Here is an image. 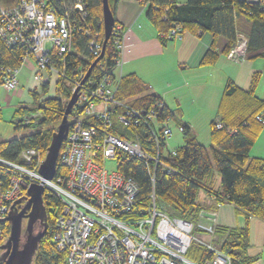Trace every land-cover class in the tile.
I'll use <instances>...</instances> for the list:
<instances>
[{
    "label": "built area",
    "instance_id": "built-area-1",
    "mask_svg": "<svg viewBox=\"0 0 264 264\" xmlns=\"http://www.w3.org/2000/svg\"><path fill=\"white\" fill-rule=\"evenodd\" d=\"M88 15L85 0H19L9 8H0V38L6 46L25 49L20 66L0 67V85L7 90L17 88V75L27 60L35 61L32 77L40 87L53 76L65 77L66 56L72 50L76 32L87 35L88 53L98 58L103 32L86 23ZM181 32L180 24L174 23L159 37L172 40L180 38ZM126 33L120 23L114 25L110 39L116 52L115 66L98 82L92 84L90 73L88 80L81 84L88 67L82 64L78 69L71 93L79 87L73 109L81 108L82 114L73 121L70 119L69 133L57 160L60 171L56 169L52 179L38 172L45 156L40 148L23 149L20 161L0 156V219L8 215L12 203L25 195L29 184L40 183L45 192L60 199L53 238L56 247L65 252L66 264H199L187 258L193 241L214 253V258L203 264H233L227 254L213 246L218 225L215 210L201 208L197 224L171 217L161 208L152 188L146 214L135 213L141 198L140 186L120 170V157H137L148 167L158 165L167 171L170 168L163 158L167 151L175 153L176 150L160 147L161 140L167 145L173 132L169 119L158 121L156 109H136L115 95L123 76L121 70L117 71L124 64ZM238 36L236 45L226 54L237 63L246 58L247 52L245 35ZM101 60L93 70L104 69ZM158 104L164 106L163 102ZM114 118L130 128L142 120L150 128L149 135L142 136L143 141L138 136H128L122 129L121 137L113 132ZM257 118L264 124L263 117ZM40 119L42 113L35 109L25 116L24 125L36 126ZM108 160L116 161L111 170L106 168ZM149 175L154 185V171H149ZM3 223L0 222V245L6 239ZM194 229L208 234L210 240L195 236Z\"/></svg>",
    "mask_w": 264,
    "mask_h": 264
},
{
    "label": "trees",
    "instance_id": "trees-1",
    "mask_svg": "<svg viewBox=\"0 0 264 264\" xmlns=\"http://www.w3.org/2000/svg\"><path fill=\"white\" fill-rule=\"evenodd\" d=\"M85 1L89 11L86 23L103 32L102 0ZM119 1L109 0L114 17ZM143 2L149 5L147 18L158 30V38L163 43H166L167 39L160 38L159 34L168 32L174 23L182 27L181 34L183 32L210 34L212 40L201 58L202 66L216 64L218 57L222 54L226 55L236 44L239 33L245 35L247 40L245 57L264 60V0H259L257 3L249 0H187L181 5L176 0H143ZM102 41L103 37L100 38V42ZM87 42V35L78 32L73 35L72 50L66 56L65 65L68 66L65 77L58 78L55 83L56 95L46 97L38 108H35L42 113V119L36 126L41 125L42 128L15 138L0 140V156L12 161H20V152L27 147L40 148L43 154L46 153L54 128L63 116L65 109L63 104L70 98L78 69L82 64L89 68L96 59L88 53ZM105 52L101 60L104 69L95 68L91 72L92 84L98 82L115 66L116 52L112 39H109ZM24 53V47L6 46L0 38V67L20 66ZM59 65L63 66L62 63ZM259 77L260 73H254L248 88L241 87L233 79L226 82L216 117L210 121L209 146L199 141L190 124L183 125L184 144L177 147L175 153L167 151V155L163 158L164 164L170 170L166 171L158 165L155 168L153 164L148 167L137 157H120L122 160L120 170L136 180L140 186L141 198L135 213L146 214L149 205L148 196L152 188L156 192L161 208L168 215L193 223L198 221V212L203 208L198 199L201 188L219 204L226 201L234 204L245 218L244 226L218 225L214 235L222 241L219 251L227 254L233 264H251L260 256V253L251 254L250 250L254 246L251 240V219L257 217L264 221V158L250 155L254 142L264 128V124L257 118H264V98L256 94ZM48 85L46 83L41 87L42 90H48ZM31 93L33 99L38 98L36 90ZM115 95L136 109H156L159 115L158 121L171 120L174 115L160 95L150 92L149 86L141 83L134 75L122 76ZM160 102H163V107L159 106ZM27 109L35 112L32 107L23 106L18 108L15 114L28 115ZM81 110L74 108L69 119L73 121L74 117H79L82 114ZM1 113L0 111V116ZM24 118L15 122V129L36 127L31 124L24 125ZM219 123L221 127L218 128ZM114 124L116 125L113 132L121 137L124 134L120 133L123 129L128 136H138L144 141L145 138L142 136L146 137L150 132V128L142 120L131 128L119 124L116 119ZM160 147L161 150L166 149L162 140ZM215 169L219 173L218 176H221V181L216 187L213 177ZM59 171L60 164L57 165V172ZM149 171L155 173L154 185ZM44 195L48 229L41 239L32 264H66L65 252L56 247L53 238L56 231L55 221L61 209L60 199L53 193L45 192ZM3 226L7 237L10 230L9 223L5 222ZM194 231L195 234L201 233L197 229ZM187 258L192 262L203 264L204 261L212 260L214 253L205 245L193 241L187 251Z\"/></svg>",
    "mask_w": 264,
    "mask_h": 264
},
{
    "label": "crops",
    "instance_id": "crops-1",
    "mask_svg": "<svg viewBox=\"0 0 264 264\" xmlns=\"http://www.w3.org/2000/svg\"><path fill=\"white\" fill-rule=\"evenodd\" d=\"M10 1L11 4L3 8H9L17 2V0ZM176 1L180 5L187 2V0ZM116 9L115 20L127 30L124 65L121 73L123 76L134 75L141 83L148 85L149 91L160 95L163 102L173 111L174 115L171 119L176 127L167 141L168 150H176L184 144V133L180 130L184 124H190L193 130L192 117L189 114H194L195 118L208 117L213 114H215L214 118L216 117L223 87L229 79H233L243 88H248L252 75L257 72L260 73L259 78L264 83L263 59L251 61L245 58L236 63L228 58L227 60L222 59L220 55L216 64L202 66L200 65L201 58L211 43L208 42L206 33L183 32L180 38L166 40V43H163L158 38V30L147 18L149 10L147 2L120 0ZM23 66L33 73L34 60H27ZM258 85L256 94L264 98V88L261 87L264 84L258 83ZM186 97L189 99L184 100ZM200 98H203V105L197 101ZM254 143L250 150L251 157L264 158V128ZM200 199L203 208L216 211L218 225L244 226L245 218L234 204L227 201L219 204L206 192L201 195ZM240 216L243 219H240ZM250 229L254 245L250 249L251 254L260 253L257 261L251 264H264V221L252 217ZM257 229H260L259 234L262 235L260 242H256L254 238ZM200 234L210 238L203 231ZM257 245L261 249L256 253Z\"/></svg>",
    "mask_w": 264,
    "mask_h": 264
},
{
    "label": "water",
    "instance_id": "water-1",
    "mask_svg": "<svg viewBox=\"0 0 264 264\" xmlns=\"http://www.w3.org/2000/svg\"><path fill=\"white\" fill-rule=\"evenodd\" d=\"M101 10L103 20L101 54L91 63L81 84L88 80L93 68L104 57L116 22L112 9H110L109 0H102ZM78 90L79 87L64 102L63 116L54 128L50 143L45 150V156L38 168V172L46 179H52L56 175L57 160L64 139L69 133L71 123L69 115L78 100ZM29 185L25 195L11 204L8 215L0 219V222L9 223L10 229L5 242L0 245V264H32L33 258L39 250L41 239L48 229L47 208L44 205L45 187L40 183Z\"/></svg>",
    "mask_w": 264,
    "mask_h": 264
},
{
    "label": "rangeland",
    "instance_id": "rangeland-1",
    "mask_svg": "<svg viewBox=\"0 0 264 264\" xmlns=\"http://www.w3.org/2000/svg\"><path fill=\"white\" fill-rule=\"evenodd\" d=\"M19 0H17L18 2ZM16 2V4H17ZM9 4H11L10 0H0V7H7ZM206 37L208 38V42H211V37L209 33L205 34ZM204 35V37H205ZM178 38V37H176ZM206 39V38H205ZM236 45V44H235ZM222 59L227 60L228 57H226V55H221L220 56ZM230 60V58H228ZM259 59V58H258ZM257 59V60H258ZM262 59V58H261ZM256 59H251V61H254ZM232 61V60H230ZM250 60H248L249 62ZM234 62V61H233ZM35 63V61H34ZM237 63V62H236ZM124 65V64H123ZM123 68V66H122ZM122 68L120 67V69L118 68L117 73H120V70L122 71ZM33 74L30 73L26 67L22 66L21 70L19 71L17 78H19V86H17V88L13 89V90H7L5 89L3 86L0 85V111L1 116H0V140H4V139H11V138H15L17 136H21V135H25L26 133L29 132H34L40 128H42V126H36V127H25V128H21L19 130L15 129V122H17L18 120H22L24 118V116L26 115H16V111L18 108L23 107V106H27V107H32L33 109L38 108L40 102L44 99H46V97L49 96H55L56 95V87H55V83L57 80V76H53L49 82L48 85V90L43 91L42 88L40 87L39 83H37L34 79H33ZM261 81L259 82L261 85H263L264 83L262 82V79H260ZM259 86V85H258ZM257 86V87H258ZM264 88V86H261ZM37 91L38 92V98L37 99H33L32 93L31 91ZM257 92V91H256ZM263 95V93H262ZM189 99V97H186L184 100ZM198 102L201 103V105H203V98H200L197 100ZM31 112V110L27 109V113ZM190 117H192L191 120V124H193V131L195 132V134H197L199 140L201 143H203L204 145L209 146L210 144V121L214 118L215 114L210 115L208 117H197L195 118L194 114H189ZM39 119V117L37 118ZM169 125H171L172 130L175 129L176 125L174 123V121L171 119L169 121ZM116 166V161L115 160H108L107 164H106V168L107 169H113ZM214 181H215V187L219 184V182L221 181V176H218L219 173L217 172V170H214ZM205 193L204 189H200V191L198 192V199H200L201 195H203ZM202 200V199H200ZM240 219H243L240 216ZM194 224H197V221L194 222ZM263 232V230H262ZM260 233V229H257L255 231V241L256 242H260L261 240V236L259 234ZM195 236L200 237L201 239H205L207 241L210 240V238H208L206 235H202V234H197ZM213 246L216 247L217 249H219V246L221 244V239H219L217 236L213 237ZM259 245V244H258ZM256 247V253L259 251V249H261L260 246Z\"/></svg>",
    "mask_w": 264,
    "mask_h": 264
},
{
    "label": "flooded vegetation",
    "instance_id": "flooded-vegetation-1",
    "mask_svg": "<svg viewBox=\"0 0 264 264\" xmlns=\"http://www.w3.org/2000/svg\"><path fill=\"white\" fill-rule=\"evenodd\" d=\"M19 205H21V204H19Z\"/></svg>",
    "mask_w": 264,
    "mask_h": 264
}]
</instances>
